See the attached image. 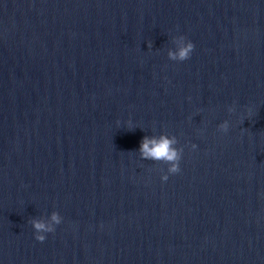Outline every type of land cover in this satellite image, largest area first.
I'll use <instances>...</instances> for the list:
<instances>
[{
  "label": "clouds",
  "instance_id": "obj_1",
  "mask_svg": "<svg viewBox=\"0 0 264 264\" xmlns=\"http://www.w3.org/2000/svg\"><path fill=\"white\" fill-rule=\"evenodd\" d=\"M174 43L178 44V47L175 50L170 49L168 51L169 59L173 61H185L191 57L192 52L195 49V44L187 39L185 36L174 37ZM151 46V44H149ZM229 111H234V108H229ZM129 130H132V122L129 121ZM219 129L222 132H227L229 130L228 121H224L219 125ZM177 140L175 137H168L167 135H162L159 138L157 137H148L145 136L140 144L139 151L143 159H152V160H163L170 164L168 172L171 174H177L181 171L180 161L182 159L183 151L174 147ZM193 148L196 145L193 144ZM169 179L168 175L162 177L163 181ZM62 216L59 212H52L49 219H33L31 224L35 229V238L39 242H44L46 240L45 233H53L56 230V226L62 223Z\"/></svg>",
  "mask_w": 264,
  "mask_h": 264
}]
</instances>
